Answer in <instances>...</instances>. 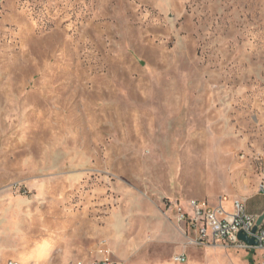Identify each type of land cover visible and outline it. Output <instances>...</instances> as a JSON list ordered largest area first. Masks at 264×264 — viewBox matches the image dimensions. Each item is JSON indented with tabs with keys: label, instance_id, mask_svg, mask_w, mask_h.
I'll list each match as a JSON object with an SVG mask.
<instances>
[{
	"label": "rangeland",
	"instance_id": "rangeland-1",
	"mask_svg": "<svg viewBox=\"0 0 264 264\" xmlns=\"http://www.w3.org/2000/svg\"><path fill=\"white\" fill-rule=\"evenodd\" d=\"M263 161L264 0H0V264L245 261L170 206Z\"/></svg>",
	"mask_w": 264,
	"mask_h": 264
},
{
	"label": "built area",
	"instance_id": "built-area-1",
	"mask_svg": "<svg viewBox=\"0 0 264 264\" xmlns=\"http://www.w3.org/2000/svg\"><path fill=\"white\" fill-rule=\"evenodd\" d=\"M257 190L264 196V161L257 180ZM232 210L227 211L223 206V197L216 203L206 199H190L186 206L174 204L175 219L183 227L191 232L187 236V243L192 246H220L221 248H235L242 250H258L261 253V261L264 264V218L253 233L252 228L258 215L247 210L246 200L236 197L231 201ZM253 237L255 245H249L238 238L239 233ZM185 252H179L172 258L182 263ZM7 264H17L15 260L8 259ZM77 264H114L109 254L89 261L80 259Z\"/></svg>",
	"mask_w": 264,
	"mask_h": 264
},
{
	"label": "crops",
	"instance_id": "crops-1",
	"mask_svg": "<svg viewBox=\"0 0 264 264\" xmlns=\"http://www.w3.org/2000/svg\"><path fill=\"white\" fill-rule=\"evenodd\" d=\"M234 184L229 187L228 190L225 191L226 195L223 197V206L225 210L231 211L232 204L231 201L236 197H243L246 200L247 210L253 214L260 215L264 213V196L261 195L257 190V184L254 185V182H246L244 178L239 177L238 175L232 178ZM219 197L213 202L216 203ZM221 248V247H219ZM224 249V248H221ZM225 250H234L244 252L246 255L251 254L250 259H246L242 261L238 258L236 254L229 253L224 255H214L210 259L208 264H259L261 261V253L258 250H242L235 248H227ZM34 258V256L28 258L26 261ZM188 257L186 262L178 263L172 262L169 264H187Z\"/></svg>",
	"mask_w": 264,
	"mask_h": 264
},
{
	"label": "water",
	"instance_id": "water-1",
	"mask_svg": "<svg viewBox=\"0 0 264 264\" xmlns=\"http://www.w3.org/2000/svg\"><path fill=\"white\" fill-rule=\"evenodd\" d=\"M263 218H264V213H262V214H260L258 216V218L256 220V223H255V225L252 228V232L253 233L256 231L257 226L261 223V221H262ZM238 238L241 239V240H243L244 242H246L249 245H255L256 244V241L254 240L253 237H248V236H246L245 234H243L241 232L238 234Z\"/></svg>",
	"mask_w": 264,
	"mask_h": 264
},
{
	"label": "bare ground",
	"instance_id": "bare-ground-1",
	"mask_svg": "<svg viewBox=\"0 0 264 264\" xmlns=\"http://www.w3.org/2000/svg\"><path fill=\"white\" fill-rule=\"evenodd\" d=\"M46 249H47V244L43 243V244L39 245L36 249H34L32 251V253H30L27 257L30 258V257L35 256L37 254L41 256L45 252ZM22 255H24V253H22ZM185 260H186V257L184 255V260H182V262H184ZM175 261H176V259H175ZM75 264H77V262H75Z\"/></svg>",
	"mask_w": 264,
	"mask_h": 264
}]
</instances>
